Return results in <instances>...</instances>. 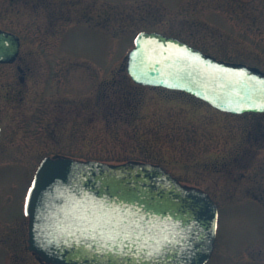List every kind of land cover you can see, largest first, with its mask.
Here are the masks:
<instances>
[{"label":"rangeland","instance_id":"374dc122","mask_svg":"<svg viewBox=\"0 0 264 264\" xmlns=\"http://www.w3.org/2000/svg\"><path fill=\"white\" fill-rule=\"evenodd\" d=\"M0 29L20 37L0 64V264L1 248L24 257L23 201L55 155L162 166L217 205L206 264H264V113H223L125 71L143 31L264 73V0H0Z\"/></svg>","mask_w":264,"mask_h":264},{"label":"water","instance_id":"95a60500","mask_svg":"<svg viewBox=\"0 0 264 264\" xmlns=\"http://www.w3.org/2000/svg\"><path fill=\"white\" fill-rule=\"evenodd\" d=\"M19 46L0 29V64L13 63ZM125 70L137 85L181 91L221 112H264V73L173 37L138 33ZM30 189L29 250L47 264H205L211 255L216 205L159 165L45 157Z\"/></svg>","mask_w":264,"mask_h":264},{"label":"flooded vegetation","instance_id":"af4514ba","mask_svg":"<svg viewBox=\"0 0 264 264\" xmlns=\"http://www.w3.org/2000/svg\"><path fill=\"white\" fill-rule=\"evenodd\" d=\"M23 218L25 220V229H23V231L25 230V255L24 257H21V261H19L20 259L15 256V254L12 251H8V249L5 251L3 248H1V250L3 251L4 255H5V262L3 264H47L44 261H42L41 259H39L35 253H33L32 251L29 250L28 248V243H27V218L24 216H15L13 218L10 219H14V220H18ZM19 221V220H18Z\"/></svg>","mask_w":264,"mask_h":264},{"label":"trees","instance_id":"16d2710c","mask_svg":"<svg viewBox=\"0 0 264 264\" xmlns=\"http://www.w3.org/2000/svg\"><path fill=\"white\" fill-rule=\"evenodd\" d=\"M129 161H131V160H129ZM132 161L144 162V161H138V160H132ZM123 162H126V161H123ZM108 163H111V164H118V163H122V162H115V163H113V162H108Z\"/></svg>","mask_w":264,"mask_h":264},{"label":"snow or ice","instance_id":"6c2138e0","mask_svg":"<svg viewBox=\"0 0 264 264\" xmlns=\"http://www.w3.org/2000/svg\"><path fill=\"white\" fill-rule=\"evenodd\" d=\"M29 191H31V189H29Z\"/></svg>","mask_w":264,"mask_h":264}]
</instances>
